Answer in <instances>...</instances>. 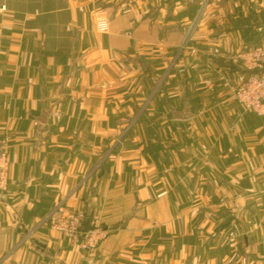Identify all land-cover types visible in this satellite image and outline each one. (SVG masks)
<instances>
[{
    "label": "crops",
    "instance_id": "0c3cea01",
    "mask_svg": "<svg viewBox=\"0 0 264 264\" xmlns=\"http://www.w3.org/2000/svg\"><path fill=\"white\" fill-rule=\"evenodd\" d=\"M252 46L264 0H0V264H264ZM57 208L101 216L95 251Z\"/></svg>",
    "mask_w": 264,
    "mask_h": 264
},
{
    "label": "built area",
    "instance_id": "2783aa9c",
    "mask_svg": "<svg viewBox=\"0 0 264 264\" xmlns=\"http://www.w3.org/2000/svg\"><path fill=\"white\" fill-rule=\"evenodd\" d=\"M98 28L105 32L109 21L101 18ZM242 64L249 71V76L236 93V98L246 111L264 116V46H252L239 54ZM8 139L0 146V196L8 192L10 159ZM52 229L63 233L68 240L82 251H95L107 236V230L98 213L87 214L81 209L64 211L55 209L49 216ZM10 264H23L12 262Z\"/></svg>",
    "mask_w": 264,
    "mask_h": 264
},
{
    "label": "trees",
    "instance_id": "16d2710c",
    "mask_svg": "<svg viewBox=\"0 0 264 264\" xmlns=\"http://www.w3.org/2000/svg\"><path fill=\"white\" fill-rule=\"evenodd\" d=\"M88 214V213H87Z\"/></svg>",
    "mask_w": 264,
    "mask_h": 264
}]
</instances>
